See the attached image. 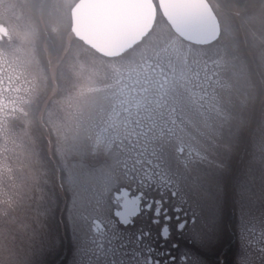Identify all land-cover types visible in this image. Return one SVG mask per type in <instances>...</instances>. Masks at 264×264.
Masks as SVG:
<instances>
[{
	"label": "rangeland",
	"instance_id": "obj_1",
	"mask_svg": "<svg viewBox=\"0 0 264 264\" xmlns=\"http://www.w3.org/2000/svg\"><path fill=\"white\" fill-rule=\"evenodd\" d=\"M76 1L0 0L20 79L0 116V264H123L90 254V218L131 180L195 217L185 264H264V0H207L208 45L157 9L115 58L74 37Z\"/></svg>",
	"mask_w": 264,
	"mask_h": 264
},
{
	"label": "flooded vegetation",
	"instance_id": "obj_2",
	"mask_svg": "<svg viewBox=\"0 0 264 264\" xmlns=\"http://www.w3.org/2000/svg\"><path fill=\"white\" fill-rule=\"evenodd\" d=\"M0 26L4 27L2 24ZM7 39V33L0 34L1 42ZM3 52L0 50V59L3 58ZM10 69L6 62L0 60L1 117L7 115L5 112L11 102L8 95L10 80H20L11 74ZM137 183L131 180L128 184L119 185L117 190H112L110 214L103 204L97 205V212L90 218L93 236L92 242H89L90 254L95 257L106 251V254L109 252L119 256L123 264H185L188 258L181 238L190 229L195 217L184 206L172 203L164 190L153 191L152 187H148L151 183L143 185L145 187H138ZM172 196H176L175 192H172ZM123 204L128 209L135 204L139 208L136 215L129 216L127 223L120 222L115 214L116 210L123 208ZM139 222L144 234L137 233V239L134 240L131 235L136 233ZM171 238V242L165 243Z\"/></svg>",
	"mask_w": 264,
	"mask_h": 264
},
{
	"label": "water",
	"instance_id": "obj_3",
	"mask_svg": "<svg viewBox=\"0 0 264 264\" xmlns=\"http://www.w3.org/2000/svg\"><path fill=\"white\" fill-rule=\"evenodd\" d=\"M78 0L71 8V32L75 38L108 57H118L138 44L153 28L157 9L170 28L184 41L208 45L220 35V24L207 0ZM6 30L0 26V34ZM124 191V189H121ZM116 210L122 223L138 213Z\"/></svg>",
	"mask_w": 264,
	"mask_h": 264
}]
</instances>
